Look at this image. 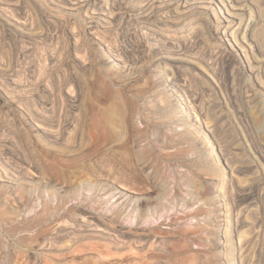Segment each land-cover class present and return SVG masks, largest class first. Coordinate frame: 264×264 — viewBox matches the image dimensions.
<instances>
[{
	"label": "rangeland",
	"instance_id": "1",
	"mask_svg": "<svg viewBox=\"0 0 264 264\" xmlns=\"http://www.w3.org/2000/svg\"><path fill=\"white\" fill-rule=\"evenodd\" d=\"M218 1L0 0V264H264V0L244 50Z\"/></svg>",
	"mask_w": 264,
	"mask_h": 264
},
{
	"label": "bare ground",
	"instance_id": "2",
	"mask_svg": "<svg viewBox=\"0 0 264 264\" xmlns=\"http://www.w3.org/2000/svg\"><path fill=\"white\" fill-rule=\"evenodd\" d=\"M229 1H231V0H228V2ZM179 2V1H178ZM188 3V2H187ZM230 3V2H229ZM231 4V3H230ZM219 5H222V8H224V10H222V12H224V15H225V17H226V19H228L227 21V23H226V25H225V27H224V33L225 34H227V35H230L231 37H233L234 39H236V41L234 42L239 48H241L242 50H244V48L245 47H243V45H242V42L239 40V39H237V35L238 34H241V32L242 31H244V30H241V26H235V24L233 23V21H232V19H230L231 17H233V16H235L236 15V12L235 13H233V12H231V11H229L228 9H227V6H226V4H225V2H224V0H219L218 1V6ZM183 6V5H182ZM233 7V6H232ZM238 17V16H237ZM225 19V20H226ZM239 23H241V21L239 22ZM246 25V24H245ZM253 27V26H252ZM251 27V28H252ZM242 34H244V33H242ZM241 34V35H242ZM246 34V33H245ZM251 34H252V31H251ZM243 36V35H242ZM246 36V35H245ZM252 36V35H251ZM229 38V37H228ZM242 38V37H241ZM245 38V37H244ZM244 38H242V40L245 42L246 40L244 39ZM246 43H248L247 41H246ZM232 45H233V43H232ZM250 48H252L251 46H250ZM252 50V49H251ZM252 52H253V50H252ZM258 59V58H257ZM258 60H260V59H258ZM262 60V59H261ZM260 69V68H259ZM195 119V118H194ZM198 119H199V117H197L195 120H197L198 121ZM44 121V120H43ZM39 123V122H38ZM42 123H44V122H42ZM48 123V122H47ZM50 124V123H49ZM39 125V124H38ZM44 125V124H43ZM82 125V124H81ZM90 126L92 127V128H96V129H99V128H101L102 129V131H103V133L105 134H111V132H112V128H113V123L112 122H106V121H99V122H91V124H90ZM38 128H40L41 130H42V134H46V130L45 129H43V127H42V125H39L38 126ZM47 129V128H46ZM37 130V129H36ZM51 130V129H50ZM49 133V132H48ZM47 133V134H48ZM101 133V132H100ZM31 138V137H30ZM32 139V138H31ZM29 141V140H28ZM25 145L26 146H24V148L26 147L27 149H29V143L26 141L25 142ZM33 146V145H32ZM35 146H33V148H34ZM27 152V151H26ZM29 154V153H28ZM33 154V153H32ZM34 155V154H33ZM32 160V159H31ZM66 162H71L70 160H67ZM30 163V162H29ZM28 163V164H29ZM33 164H35V163H33ZM35 167H36V170L37 171H35V172H32V170H31V168L29 169V167L27 168L26 167V171H24L23 172V175H24V180L26 181V183L27 184H32V182L33 181H35L34 183L36 184V183H39V174H37V173H40V171L38 170V165H34ZM35 167H33V168H35ZM55 163L54 164H52V165H50L49 166V169L51 170V171H54V172H57V169H55ZM25 170V169H24ZM30 170H31V172L33 173V174H31L30 173ZM35 178H37V179H35ZM50 182V181H49ZM163 185V184H162ZM122 186V185H121ZM40 188V187H39ZM25 195V194H24ZM27 197H26V199H30L29 198V193H28V195H26ZM23 197V196H22ZM32 199V198H31ZM63 199V198H62ZM60 200V199H59ZM58 200V201H59ZM26 205H28V204H26ZM56 207H57V205H56ZM47 208V207H46ZM85 208V207H84ZM80 209V208H79ZM88 210V209H87ZM53 211H54V207H53ZM80 211V210H79ZM88 212V211H87ZM65 213H67V212H65ZM65 213H63V214H65ZM89 213V212H88ZM52 214V213H51ZM54 214V213H53ZM68 214V213H67ZM66 214V215H67ZM77 214V213H76ZM90 214V213H89ZM70 215V214H69ZM91 215V214H90ZM93 215H95V214H93ZM49 216H51V215H49ZM49 216H47L48 218H51V217H49ZM76 216V215H75ZM78 216V215H77ZM81 216V215H80ZM79 216V217H80ZM96 216V215H95ZM65 217H67V216H65ZM89 217V216H88ZM54 218V217H53ZM93 218V220H94V217H92ZM97 218V217H96ZM59 219V218H58ZM35 220H37V218L35 219ZM38 220H39V218H38ZM37 220V222H30V223H28V226H30L31 228H35L36 226H38L39 225V223H40V221H38ZM42 220H43V218H42ZM51 220V222H53L54 224H55V221H54V219L52 220V219H50ZM67 220V219H66ZM80 220H81V217H80ZM87 221H90V220H88V219H86ZM93 220H91V222L93 221ZM101 220V219H100ZM58 222H60L61 221V218H60V220H57ZM83 221H85V218H84V220ZM104 221V220H103ZM50 222V223H51ZM65 222V224H66V221H64ZM86 222V221H85ZM107 222V221H106ZM34 223V224H33ZM49 223V224H50ZM57 223V222H56ZM61 223V222H60ZM95 222H93L92 224H91V227L89 226V224H88V226L91 228V230H92V227L94 226L93 224H94ZM100 223V222H99ZM102 223V222H101ZM172 223H174L173 222V220H172ZM84 224H86V223H84ZM98 224V223H97ZM58 225H61V224H58ZM93 225V226H92ZM110 225H111V223H110ZM109 225V226H110ZM42 227H43V225H41ZM63 226L65 227V225H64V223H63ZM67 226V225H66ZM85 226V225H84ZM97 225L95 224V226L94 227H96ZM99 226V225H98ZM97 226V231H96V236H98V237H100V238H105L106 239V234H108V235H111V236H113L114 237V239H112L113 241V243H115V242H117L116 241V239H117V237L116 236H114V235H112L111 233L109 234V233H107V231L105 230V229H101L102 227H98ZM112 226V225H111ZM39 227V226H38ZM37 227V228H38ZM41 227V228H42ZM86 227V226H85ZM53 228H55V226L54 227H52V229ZM58 228H59V226H58ZM61 228H62V225H61ZM66 228V227H65ZM90 228H89V230H90ZM98 228H100V229H98ZM107 228V227H106ZM110 228V227H109ZM29 229V228H28ZM39 229H40V227H39ZM43 229V228H42ZM56 229V228H55ZM113 229V228H112ZM112 229H109V231L110 230H112ZM30 230V229H29ZM57 230V229H56ZM95 230V229H94ZM117 230H119V229H117ZM121 230V229H120ZM43 231H44V229H43ZM87 231V230H86ZM108 231V232H109ZM41 233H42V231H40ZM40 232L38 233V234H40ZM55 232V231H54ZM92 233V232H91ZM36 234V233H35ZM37 235V234H36ZM80 235H82V234H80ZM85 235H87V234H85ZM89 235H91V234H89ZM41 236V235H40ZM46 236V235H45ZM92 236V235H91ZM119 236V235H118ZM121 236V235H120ZM125 236V235H124ZM93 237V236H92ZM122 237V236H121ZM120 237V238H121ZM28 238V237H27ZM97 238V237H96ZM116 238V239H115ZM119 238V237H118ZM35 239H36V237H35ZM43 239V238H42ZM46 239V238H45ZM108 239H111V238H108ZM124 239V238H123ZM122 239V240H123ZM38 240H39V238H38ZM37 240V241H38ZM97 241V240H96ZM99 241V240H98ZM97 241V242H98ZM101 241V240H100ZM121 241V240H120ZM123 242V241H122ZM121 242V243H122ZM126 242V241H125ZM35 243V242H34ZM38 243V242H37ZM41 243H42V241H41ZM43 243H44V241H43ZM91 243V242H90ZM107 243V242H106ZM45 244H47V243H45ZM92 244V245H91ZM90 245V247H92L93 246V243H91ZM96 244H98V243H96ZM122 244H124V242L122 243ZM128 244H129V242H128ZM44 245V244H43ZM103 245V244H102ZM104 245H106V244H104ZM102 246V248L104 247L105 248V246ZM107 245H108V243H107ZM107 245H106V247H107ZM32 246V245H31ZM31 246H30V248H31ZM49 246H51V245H49ZM82 246V245H81ZM99 246V245H98ZM113 246V245H112ZM117 246V245H116ZM115 246V247H116ZM119 246H120V244H119ZM118 246V247H119ZM129 246V245H128ZM132 246V245H131ZM28 247V246H27ZM42 247H44V246H42ZM80 247V246H79ZM85 247V246H84ZM95 247H96V245H95ZM95 247H93V249H95ZM110 247V246H109ZM38 248V247H37ZM82 248H83V246H82ZM96 248H100V247H96ZM131 249H132V247H130ZM129 248V249H130ZM29 249V248H28ZM45 249V248H44ZM78 249V248H77ZM106 249H108V248H106ZM111 249V248H110ZM134 249V248H133ZM40 250V249H39ZM102 250V249H101ZM100 250V251H101ZM105 250V249H104ZM109 250V249H108ZM107 250V251H108ZM137 250V249H136ZM119 253V252H118ZM104 254V253H103ZM111 254V253H110ZM109 254V255H110ZM101 255V254H100ZM105 255H106V253H105ZM112 255V254H111ZM101 257H102V255H101ZM38 259V258H37ZM49 259V258H48ZM48 259H44L43 260V263H41V264H44V262H45V264H46V262H48ZM36 260V259H35ZM42 260V259H41ZM40 262H42V261H40Z\"/></svg>",
	"mask_w": 264,
	"mask_h": 264
}]
</instances>
